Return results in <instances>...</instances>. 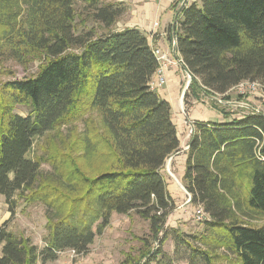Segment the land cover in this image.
I'll list each match as a JSON object with an SVG mask.
<instances>
[{"label":"trees","instance_id":"1","mask_svg":"<svg viewBox=\"0 0 264 264\" xmlns=\"http://www.w3.org/2000/svg\"><path fill=\"white\" fill-rule=\"evenodd\" d=\"M80 1L86 5L79 22L85 26L90 18L100 32L94 26L78 30L77 0H0L2 48L45 55L35 76L0 85V195L10 213L0 226V264H45L65 250L85 254L112 212L147 220L156 238L162 232L160 245L171 236L187 247L192 264H264V227L240 219L264 216V112L238 106L246 111L239 117L193 122L181 182L189 203L208 218L200 233H168L166 220L176 204L162 170L180 142L170 103L150 88L158 67L153 47L137 28H114L122 3ZM172 34L192 75L185 104L188 96L207 99L225 115L229 106L219 102H232L229 91L239 82L256 81L264 92V0L191 2L177 14ZM243 97L238 94L237 103H245ZM18 104L27 115L13 111ZM82 113L88 114L85 145L94 173L77 169L74 197L52 194L40 178V161L30 155L34 140ZM17 198L45 206L41 247L6 227ZM160 245L144 263L166 264Z\"/></svg>","mask_w":264,"mask_h":264},{"label":"rangeland","instance_id":"2","mask_svg":"<svg viewBox=\"0 0 264 264\" xmlns=\"http://www.w3.org/2000/svg\"><path fill=\"white\" fill-rule=\"evenodd\" d=\"M85 5L86 3L80 0H77L74 4L75 10L78 13L76 20L78 24H81L79 19L85 17ZM22 13L26 15V10ZM91 26L96 27L97 31L100 32L99 25L94 23L90 18L85 20V26H82V24L78 25V30L82 28L85 31ZM18 47L16 51L9 52V47L5 49L6 46H4L3 49L0 42V85L8 80L35 76L39 67L45 61L43 52L30 55L23 47ZM69 50L78 51L75 47ZM184 80L182 85L184 90L183 100L184 93L189 85L186 77H184ZM230 93L233 94L231 99L235 104H231L232 106L228 108L232 109L233 113L242 114L241 112L245 110L239 108L238 106L240 105L236 101L237 95L240 93H237V90H233ZM240 95H243V98L247 99L253 107L258 106V109L264 112V92L261 87ZM187 100L189 103H184V109H188L190 101L194 99L188 96ZM205 101L207 102L206 109L210 110L208 111L211 114V118L213 119V117L218 116L219 112L209 107L207 99ZM13 111L24 116L28 114L29 110L25 105L18 104L13 107ZM87 115V113L74 114L60 122L51 131L44 133L34 140L30 155L40 161V178L41 180L46 179L48 181V187L52 189V194L54 189L60 196L65 192L69 196L74 197L75 194H79L77 191L78 182L73 176L77 169L85 175H92L94 173V162L86 154L85 136L88 130L85 120L88 117ZM207 118L209 119L210 117ZM165 169L166 163L164 165ZM69 177H71L70 180ZM60 187L65 188V190H62ZM72 188H75V190H69L68 192V189ZM29 193L27 192L26 195H29ZM22 200L17 198L15 215L9 220L6 227L17 235L29 237L34 244L41 247L43 239L47 234L45 229L46 218L44 216L45 206L37 202L26 204ZM185 200L186 197H175L174 202L176 203V207L168 216L165 224V229L168 233H172L173 229H178L184 234L190 235L200 233L203 230V220L197 221L193 216V211L196 207L187 201L184 204ZM240 219L243 223L251 226L264 227V216L261 214L250 213L242 216ZM159 240H163L162 232L158 233L156 238L147 220L140 218L133 212L128 215L112 212L109 225L101 234L96 235L87 253L71 255V253L65 250L64 253L58 255L56 260L45 264H119L123 260H126L124 264H146L144 263L146 260L145 256L152 254L158 249L157 247L160 245ZM191 242L194 246L205 247L198 241L191 240ZM160 247L166 264L191 263L189 262L187 247L180 244L175 245L171 236H168L161 243ZM214 251L216 253L220 252L216 251V249ZM149 263L159 264L157 261ZM219 263H224V261L219 260ZM193 264L202 263L198 260Z\"/></svg>","mask_w":264,"mask_h":264},{"label":"crops","instance_id":"3","mask_svg":"<svg viewBox=\"0 0 264 264\" xmlns=\"http://www.w3.org/2000/svg\"><path fill=\"white\" fill-rule=\"evenodd\" d=\"M125 7L124 13L117 19L114 28H137L145 33L148 43L155 48L160 49L166 53L168 57L174 59H181L179 53L173 50V30L176 25L177 14L183 6L191 2H198L199 0H117ZM158 22L156 27L154 22ZM165 83L161 84L155 90L162 98L166 99L171 106L172 121L175 124L177 136L180 142V150L170 155L165 163L166 169L162 170L167 183V189L173 200L175 197L189 198L185 191L181 179L185 169V159L187 148H185L189 139L186 136V123L194 121H214L222 122L230 119V117H239L245 113H233L232 109L226 108L227 114L223 115L219 111V115L211 118L210 110L206 109V99L199 101H190L188 109H184L183 100V82L185 73L182 67L178 64L168 65L164 69ZM156 72L152 75V80H156ZM231 92V91H230ZM220 99L218 98V102ZM233 102V100H232ZM219 103L231 107V102L227 103L220 101ZM246 107L250 108L252 105L245 99ZM251 105V106H250ZM210 107V106H209ZM258 109L259 107H254ZM209 110V111H208ZM259 110V109H258ZM232 112V113H231ZM207 117H210L209 119ZM212 119V120H210ZM167 175H166V173ZM189 203V200L187 201ZM176 204V203H175ZM10 213L7 205L4 202V197L0 195V226L3 222L8 220ZM2 244L0 243V251Z\"/></svg>","mask_w":264,"mask_h":264},{"label":"built area","instance_id":"4","mask_svg":"<svg viewBox=\"0 0 264 264\" xmlns=\"http://www.w3.org/2000/svg\"><path fill=\"white\" fill-rule=\"evenodd\" d=\"M157 25H158L157 21L153 23L154 27H156ZM174 44H176V38L173 35V45ZM153 53H154L156 60L158 62V67L156 69V75H157L156 80L151 79V81H150L151 90H156L158 86L165 83L164 69L168 65H176V64L180 65L182 67L184 73H185V77L186 78L188 77V72L183 67L182 59L176 60L174 58H170V57H168V55L166 53L162 52L160 49L155 48V47H153ZM258 87H261L260 83H258L256 81L244 80V81L239 82L234 87H232L230 89V91L237 90V93L245 94L246 92H252V91L256 90ZM238 103H239L238 105H240V106L246 105V103H244V102H238ZM192 130H193V122H187L186 123V130H185L186 136H190V134L192 133ZM185 148H187V146ZM188 200H189V198H188ZM193 216L197 221H202V220L208 218V214H206L203 211L202 207H200V206H198L194 209ZM66 251L71 253V255H75L74 250H66ZM62 253H64V251L60 252L59 254H62Z\"/></svg>","mask_w":264,"mask_h":264},{"label":"water","instance_id":"5","mask_svg":"<svg viewBox=\"0 0 264 264\" xmlns=\"http://www.w3.org/2000/svg\"><path fill=\"white\" fill-rule=\"evenodd\" d=\"M173 50H174V53H175L176 52V44L173 45ZM191 79H192V75L188 72L187 82L190 83ZM231 104H235V103L231 102ZM237 104H239V103H237Z\"/></svg>","mask_w":264,"mask_h":264}]
</instances>
